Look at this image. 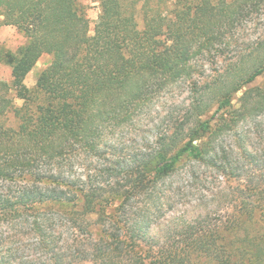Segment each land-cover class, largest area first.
<instances>
[{
    "label": "trees",
    "instance_id": "1",
    "mask_svg": "<svg viewBox=\"0 0 264 264\" xmlns=\"http://www.w3.org/2000/svg\"><path fill=\"white\" fill-rule=\"evenodd\" d=\"M153 1L138 8L140 0H101L92 35L79 0H0L3 24L27 39L5 55L23 103L0 90V116L13 111L19 119L17 127L0 123V264H71L70 256L93 264H264V146L242 132L229 152L219 143L264 110V86H249L264 76V40L249 64H234L200 88L150 146L112 165L110 183L72 172L76 157L104 153L155 94L190 79L193 58L210 53L261 3L175 0L165 10V0ZM45 53L52 63L30 89L24 80ZM187 160L244 179L214 194L233 210L197 217L170 243L149 245L164 180ZM22 238L38 256L21 255Z\"/></svg>",
    "mask_w": 264,
    "mask_h": 264
},
{
    "label": "rangeland",
    "instance_id": "2",
    "mask_svg": "<svg viewBox=\"0 0 264 264\" xmlns=\"http://www.w3.org/2000/svg\"><path fill=\"white\" fill-rule=\"evenodd\" d=\"M173 1L175 0L160 1L159 5L165 10H171ZM143 2L144 0H140L138 8ZM100 3L101 0H79V4L84 8L90 20L92 35L98 33L100 29ZM155 5L156 0L151 3V6ZM2 21L3 17L0 15V90L1 93L6 92L11 102L17 106L23 103V100L18 97L21 85L14 81L12 64L6 60L5 55L15 52L18 47L26 43L27 39L15 25H6ZM262 40H264V0H261L260 5L254 10L243 16L234 27L226 30L225 37L214 46L210 53L199 54L193 58L191 62L194 73L190 79L181 80L172 87L155 94L136 113L129 127L113 137L112 145L109 144L108 147H105L104 153H83L76 157L75 165L72 168L73 174L83 177L87 182L105 185L110 183L113 180V173L110 171L112 165L120 163L125 165L135 155L141 153L143 148L150 146L155 135L165 130L170 120L183 117L193 97L198 95L207 82L225 74L234 64H249L251 59L256 56L254 50ZM52 60L51 54H43L26 76L24 84L33 89L38 76L51 65ZM249 86L263 87L264 76L258 77ZM240 96L241 93L235 95L234 106L236 108L239 105ZM0 123L5 126L17 127L19 119L15 117L13 111H9L0 116ZM235 132L252 136L253 139L251 138L248 142L253 146H264V110L259 111L255 118L240 122L237 129L227 131L220 136L219 143L228 152L229 148L238 144ZM236 153L234 152V155L231 154V156H237ZM240 164L245 163L241 160ZM241 173L244 174V171ZM242 182H245L244 179L240 181L237 178L232 181L227 180L226 177L218 173L215 167L202 162L194 160L183 162L172 175L164 180L162 191L165 199L151 221L152 226L148 232L147 243L150 245L152 240L153 244L170 243L173 240L172 237L183 230L186 223L197 217L209 216L214 219L226 217L233 210L231 201L225 196L216 197L214 194L224 187H234ZM80 206L88 210L82 202ZM88 215L92 220L96 218L94 213L89 212ZM95 230V232L98 231V229ZM22 240L24 248L20 249L21 255L31 258L38 256L39 253L35 249L28 247L31 241L27 238H22ZM77 257L70 256L66 260L71 264H93L90 261H81ZM146 264L151 263L146 262Z\"/></svg>",
    "mask_w": 264,
    "mask_h": 264
}]
</instances>
